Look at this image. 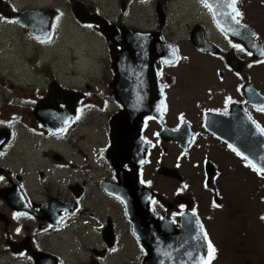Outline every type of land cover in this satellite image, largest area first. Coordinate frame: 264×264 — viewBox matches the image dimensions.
Wrapping results in <instances>:
<instances>
[{
	"label": "flooded vegetation",
	"instance_id": "1",
	"mask_svg": "<svg viewBox=\"0 0 264 264\" xmlns=\"http://www.w3.org/2000/svg\"><path fill=\"white\" fill-rule=\"evenodd\" d=\"M46 1L48 2V0ZM64 1L66 3H64ZM80 1H84V5L89 9V12L100 14L107 19L110 24L118 25L119 22L123 27H126L124 21H126L125 18L129 13L125 11L126 7L123 4L124 0H113V7L112 0H110V3H108V7L110 8L107 10H114L115 12L118 10V14L116 19L109 18V20L107 14L106 17L104 16V5H100L99 0ZM134 1L140 2V5H148L150 8L149 13L151 12L152 15H154V22L152 28L142 25V29H140V26L130 25L128 23L130 27H126L125 30L133 34L158 33L163 42L174 45L179 55L178 60L173 63H164L159 57L151 59L147 50L150 51L151 57H153L156 55V52H153L156 51V47H153V44L151 47L147 40H138V45L141 47V50L137 54L141 59L139 68L141 72H143V75L137 77L133 67L134 70L132 71L131 83L128 87L125 81L126 68L122 66L118 69V85L120 91L115 90L116 93H114V91L111 93L104 87V91H100L98 97L94 94V97L99 99V102L94 101L92 94L88 93V95H86L85 90L80 93L82 90L72 86L71 80L70 91L75 94L74 97L77 96V92L80 93L78 100H72V93H70L68 87H66V93L69 94V98L67 97L66 99L58 96V99L54 100L57 101L56 110L45 107L46 109L42 111L44 114H51L54 120L55 117L53 113L55 111L62 117L58 119L57 125L52 124L53 128L41 122L35 116L34 111L39 103L49 104L54 102L51 101L49 96L52 84H54L58 90H60V87L64 90V85L66 84L60 82L59 85L58 81H50L49 84L47 86L44 85L43 89L38 93V87H40V83H42L46 77H44L45 74L36 77L34 85H30L32 91H34V95L30 94L31 96L26 99V107L32 111V115L28 113V109H24V115H22L24 119L19 123L16 121V125L14 126L16 129L7 126L8 139L4 141V136L0 138L2 139L0 143V166L4 167V169L0 167V177H3V179L0 180V239L3 238L0 243L5 244L3 246L0 245V251H2L3 254L1 256H8L11 260H18L27 264H36L35 256L41 259L40 264H68L72 251H76V249L80 247V253H78V251H76V253H78V257L82 259V251L88 253V247H94V241H96L97 238L99 247H94V249L99 251V254L96 253L98 262L94 261V264H118V261H120V264H143L144 259L148 256V251L144 242L150 243L151 240L158 239L153 234H158L157 232L161 227L168 225L172 228L173 226L178 228L180 226L181 215L190 211L193 212V210H195V216L200 226H203L196 209L191 203L192 200L183 199V197L180 196L170 201L162 195L161 191L156 190L152 183L156 182L160 177L178 179L182 182L184 178L183 174L180 172V162L182 159L189 157L194 149L206 150L199 146L198 142L200 138L207 140V143L209 142L207 148H210L213 141H215L220 147L226 148L229 152H232L233 155L239 157V155L229 147L226 141L220 139L217 134H214L208 129V122H211L214 115L220 122L227 121L228 118L229 122L235 125L238 114L243 112L252 122H255L254 125L256 129L257 124L260 128H264V111L258 110L264 107V56L260 59L252 58V53L250 51L244 49L239 43H236L218 29L212 28L211 25H213V23L211 20L210 26L205 22L207 25L205 29L203 24L200 23L201 26L195 23L188 31V37L185 39V41H191L192 44L187 48L185 46L182 47L181 42H179L180 40L182 41V39H174V37L177 36V32L171 30L169 22L171 15L170 11H168L169 0H156L155 3V0ZM185 1L187 3L199 4L204 9V5L200 0ZM102 2L104 3V0H102ZM239 2L240 0H237V4H240ZM10 3H12L10 0L3 1L2 6H5L7 9H2V7L0 9V11L4 12L6 18H8V14L21 12L25 9L31 11H43L48 9V4L38 5L37 7L38 2H36V0L28 1L20 7H11ZM50 3V9H53L55 12L54 20L60 14V4H64L67 8L69 5L68 0H51ZM124 3H126V1H124ZM156 4H158L157 7ZM148 7H146V11H148ZM158 8L161 10L163 16L168 15V31H165L166 27H162V15L158 16ZM128 9H130L129 3ZM239 12L241 13V11ZM118 15H120V17L124 16V21H121ZM207 15L210 19L208 12ZM246 17H248L247 14ZM237 19L240 21V24L252 28L255 33V40L264 48V32L255 29L250 22H247L246 25L241 19V16L237 17ZM8 20L20 25V22L13 17L8 18ZM198 20L200 19H196L195 22H200ZM164 21H166V19H164ZM154 23H156L155 26ZM79 25L82 26L83 24ZM164 25H166V23H164ZM86 26L87 25H85V27ZM90 30L102 41V35L98 33L97 28L95 29L94 27V29ZM27 34L32 40L42 44L35 35L31 34L29 31ZM192 36L195 40L204 37L219 46L222 51L217 54L202 51L194 45ZM103 38L104 40L102 43L104 49H106L107 39L105 36ZM124 41L126 42L127 38H125ZM226 43L227 45H225ZM234 45H238L239 47H234ZM108 49H110L109 46ZM108 49H106V53H104L102 49V55H106V57L110 56L111 58V63L109 60L110 66L108 67V71H104L106 81L110 83V81H112V75H115V70L113 71L112 68V56H120L122 50H120V46H116L114 47L115 50L112 51V49H110L109 55ZM240 49H243V51ZM228 51L241 62L239 70H236L226 63L225 54ZM249 53H251V55H249ZM128 55L129 53L126 56ZM199 55L208 56L212 58L214 64L216 63V65L212 67L214 80H210L206 93V96L210 98L207 97L202 105L199 104V100L205 91L204 85L206 82L190 90L189 86L183 83L180 75L172 72V69L180 64L186 66L192 63L194 58ZM106 57L101 60V63L104 61L103 66L108 65V63H106ZM135 63H139L138 59L135 60ZM152 63H154L155 67H152L151 70L157 73L155 77H151L152 75L147 72L148 66ZM249 65H251V67ZM260 68H262L261 71L259 70ZM168 69H170V73H168ZM254 69L256 72L260 71V75L259 73L254 75L253 73L252 76L251 72ZM225 73L229 75V81H226ZM42 77H44V79H42ZM40 79H42V81H40ZM204 81H206V75L204 76ZM110 86L113 88L111 83L108 87ZM44 87L46 90H44ZM182 87H184V89H182ZM8 89H10L9 86ZM20 89L22 91V87H20ZM26 91H28V87H26ZM32 91L29 92L32 93ZM42 91H44V93H42ZM188 93H190V97H192V99H190L192 111L188 110L190 109V107H188L190 103L186 105ZM15 95L16 94L12 95L14 101H10V103H13V105H21L22 103V105H24V98L20 95ZM160 95L161 100L164 101V109L161 111L158 110L160 101H157V97ZM24 97H26L25 93ZM81 97L82 99H80ZM90 97H92V99ZM118 97L120 99H118ZM130 98L133 100L137 99L134 100L136 103L133 105H137L140 111L141 108H144V112L140 115L138 113L135 118H133L135 110L130 109L131 111L133 110L132 112L134 113L132 116V114H129V110L126 107V105H130ZM229 98L230 102L226 105V100H229ZM59 99L62 100L60 101ZM108 104H111L110 107H108L110 110L106 108ZM3 106L4 105H2V109H4ZM112 107H114L113 112ZM186 107H188V109H186ZM12 108L14 109V107ZM95 108L102 113L104 112V114L108 113L107 120L104 123L108 125V127H104V142L101 143L99 147L96 145V147H98V152L94 153L93 158L90 155L92 149H89L88 152L86 149L80 147V145H82V139H84V133H82V137L77 138L78 133L80 136L81 131L78 132L76 126L78 124V128L82 127V123H84V119L87 115L88 117L92 115L95 123H98V121H100L98 111H92ZM171 109H176V112L172 113ZM20 111H22V107H20ZM91 111L92 113H90ZM26 113H28V117H26ZM102 113H100V115H102ZM0 115H2L1 109ZM77 116H79V119H76ZM18 117H20V115H18ZM88 117H86V125L88 124ZM181 117H183L182 120ZM118 118H120V121H118ZM44 119L51 123L47 117H44ZM133 120L135 123L132 125L131 122ZM116 121H118L117 126ZM10 125H12V123H10ZM0 129H4V127H0ZM62 129L63 131H61ZM75 129L76 131H74ZM14 131H17L16 135L18 136H14ZM74 133H76V137H74ZM114 133L119 135L120 139L118 142L121 144V147L116 143L115 151L111 153L112 157H110L107 152L111 151V147L114 145ZM69 137L70 141H66ZM72 137H74V143H72ZM78 139H80V145H78ZM88 141H90L89 134ZM48 142L52 148H50ZM70 143H72V151H70ZM47 145L48 153H51L44 157V151H46ZM76 145H78V148H76ZM174 145H176V151H178V149L179 151L178 153H174L173 157L171 153H173L172 150H174ZM62 146L66 150V155L64 151H62ZM82 147H84V145H82ZM86 147H88V145H86ZM11 152L13 155L12 159L6 161V159H8V153ZM68 153H70L69 156ZM115 153H118L117 158L119 159V162L115 163L121 162L120 170H116L114 167L115 165L110 162L113 157L116 159ZM208 153L209 151L206 150L201 154V168H198V172L202 171L204 183L207 181V184H209L210 179L215 175V166L213 161H210L208 158ZM74 154L76 155L75 157ZM5 156L6 159H4L3 162ZM168 156L174 159L172 161L173 165L170 163V165H172L170 170H168ZM78 157L82 160V163L76 161ZM142 161L144 162L142 163ZM151 161L152 174L149 178H146L145 175L147 176L146 172ZM104 163H106V165H104ZM89 165L92 166V171ZM209 165L214 171L212 176H208L207 173L206 168ZM104 167H106V171H108V167H110L111 175L108 173V177L106 176V171H102ZM94 168H102L100 169L101 176L98 175V179H96V173H98V171ZM172 168L174 169L173 172ZM94 171H96V173H94ZM136 172L138 181L145 188L151 190L152 193L148 200L147 209L141 211L139 208L138 210H130L129 213L123 200L108 191L112 184L120 183V186L116 187L117 190L119 191L120 188H123L121 193L126 192L127 195L130 196L125 187L137 182V179L134 178ZM68 174H70V179H72V174H74L75 179H68L67 181L66 177H68ZM50 175H52L54 179H57V181H54V189H52L54 192L50 195L46 193L48 196L44 198V190L50 189V183H52V181H50V183L48 182ZM84 175L88 176L87 179L83 178ZM170 175L172 177H170ZM36 180H38V185H40L41 181V189H36V187H38V185H36ZM60 180L62 183H60ZM90 180H92V185H94V181H96V187L99 189L98 193L94 191L96 187L91 189L92 195L96 193L98 199H100L101 193L102 199L105 198L104 207H106V201L110 200L118 207V211H116V207H110V209L116 211V215L120 217L118 223L114 222L116 221V215H114V213L110 215V217H114L113 221H111L108 213H106L102 219V213H104L102 199H100V205H98V199L90 195V201L94 199V203L98 205V213L102 211L100 215L96 213L97 206L94 205V203L90 204V201H88V189L91 186ZM66 182H68L67 185ZM58 183H60V185H58ZM64 185H66V187H64ZM58 187H60V192L57 190ZM34 189H36V191ZM64 189H66L68 194H66ZM56 191H58L57 194ZM62 191H64V193H62ZM86 201H88V204H86ZM153 201H156V203H153ZM100 207H102V209H100ZM106 209H108V207H106ZM17 213H24L25 215L14 218V214ZM130 214L134 218L146 217L148 219L149 229L147 228V230H145L140 225L142 222L140 220L136 221L139 225L134 224ZM112 227L115 231H113ZM77 228L80 229V231H78ZM172 228H170L169 231H171ZM17 229H20V231L17 232ZM134 229L143 236L142 239L144 242H141L134 232ZM121 233L122 237H120ZM92 234H94V239H92ZM66 241L68 242V246L72 247V251L66 249L68 255L63 256L61 246ZM76 242H78V247H74ZM72 243H74V245H72ZM80 243H84V245L87 243L86 249H84V245L81 247ZM124 245H126V247H124ZM92 247L89 249L90 253H92ZM152 247L154 250L151 249V253L154 254L156 253V248L154 246ZM112 249L116 250L112 251ZM76 253H74V255H76ZM86 253H84V259H86ZM90 253H88L86 264L90 261ZM115 253L116 255H114ZM74 255H72V257H74ZM92 255H94V253H92ZM114 257H116V259H114ZM74 259H76V257H74ZM74 259H72V261H74ZM80 259H76V263L77 260ZM84 259H82V264H84ZM72 261H70V263H72Z\"/></svg>",
	"mask_w": 264,
	"mask_h": 264
},
{
	"label": "rangeland",
	"instance_id": "2",
	"mask_svg": "<svg viewBox=\"0 0 264 264\" xmlns=\"http://www.w3.org/2000/svg\"><path fill=\"white\" fill-rule=\"evenodd\" d=\"M28 1L32 0H13L12 2L14 7H20ZM50 1L51 0H48V2L46 0H36V2H38L37 7L38 5L48 4L47 10L50 11ZM74 1H72V4H70L68 8L64 4H60L59 10L61 12V17L57 16L58 18L54 25V33L48 43L42 44L37 43L29 37L27 34L28 29L25 25L21 22L19 25L8 20L10 17L6 18L4 12L0 11V109L2 113V115H0V127H4V129H0V132L3 130L8 132L7 126L16 129L14 128L16 121L19 123L24 119V117H22V115H24V109H28V107H26V99L31 96L30 94L34 95V91H32L30 85H34L36 77H40L41 74H45L44 77H46V79L42 77L45 82L40 79L43 84L40 83L38 93H40L44 85L47 86L50 81L54 80V82L58 81L59 85L60 82L66 84L64 85V91H62V87H60L62 97L68 95V93H66V87H68V91H70L71 80L72 86L82 90L80 93L85 90L86 95L90 93L92 94V97H94V94L98 97V93L104 91V87L109 92L112 93V91H114V93H116L114 86L118 82V75H112V81H110V83L113 88L111 86L108 87L110 83L106 81L104 75V71H108V67L110 66L109 60L111 63V58L110 56L106 57V55H102V49L104 50V53H106L108 42L110 43V41H106V49H104L102 43L104 36L102 35L101 41L93 34V31L90 30L94 29V25L91 27H88V25L85 27V24L82 26L79 25L78 21H76V17L72 14L74 12L72 11L71 13L70 10L71 6H74ZM78 1L82 3L83 7H85L84 1ZM78 1H76V3H78ZM124 1H126V3H124ZM124 1L123 4L126 7L125 11H128L129 15L126 16V21H124V16L120 17L121 14L118 15V17H120L121 21L126 23V27H130V25H140V29H142V25L146 27L150 25V28H152L154 15H152L151 12L149 13L150 8L148 5H140V2L134 0ZM155 2L156 0L154 3ZM64 3L66 2L64 1ZM108 3H110V0H104V3L102 0H99V4L104 5V16L106 17L107 14L108 20L109 18L116 19L118 10H116V12L114 10H107L110 8L108 7ZM128 3L130 4V9H128ZM168 3V11H170L171 15L169 18L171 30L177 32V36L174 37V39H182V41L180 40L179 42H181L182 47L185 46L187 48L192 44L191 41H185L188 37V31L195 23H201L204 25V29L207 28L208 24L206 25L205 22L206 20L209 21V18L205 11L196 7V3H187L185 0H169ZM239 3V11L242 13L241 19L244 23L247 24V22H250L255 29L264 32V0H240ZM2 5L3 4L0 3V9L1 7L2 9H7ZM113 6L114 4L112 0V7ZM157 6L158 4H156V7ZM146 7H148V11H146ZM52 12H54L53 9ZM86 12L87 15L91 13L87 8ZM246 14L248 17H246ZM167 16L168 15H162V27H166L165 31H168ZM164 19H166V21H164ZM196 19H200L198 20L200 22H195ZM101 20L103 21L104 19ZM128 23L130 25H128ZM164 23H166V25H164ZM155 24L156 23H154V26ZM99 25L98 33H100ZM126 27H122V24L119 22L118 25H116V29H118V31L122 29V33L124 34V29H126ZM112 29H114V25H112ZM112 29L110 31H112ZM116 29H114V31H116ZM147 36L149 37L150 35ZM124 40L125 38L122 39V43H120V50H123L125 47ZM156 43L160 45L162 41L158 39ZM114 47L115 43L112 36V45H110V49L113 51L115 50ZM110 49H108L109 55ZM168 49H170V47H168ZM172 49H170V51H172ZM158 53H160V51ZM104 57H106V63H108V65L103 66L104 61L101 63V60L104 59ZM158 57H162V53H160ZM164 59H166V57H164ZM164 59H162V61H164ZM215 65L216 63L214 64L212 58L205 55H199L194 58L192 63L186 66L180 64L172 69V72L180 75L181 80L189 86L190 90L206 82L204 85L205 91L199 100V104L202 105L204 100L209 97L206 96V93L210 80H214L212 67ZM152 67H155L154 63L150 64L148 69H152ZM259 70L261 71L262 68ZM260 71L256 72L254 69L251 72V75L253 76V73L254 75L256 73H259L260 75ZM168 73H170V69H168ZM205 75L206 81H204ZM155 76L156 75H152L151 77ZM225 77L226 81L230 80L227 73H225ZM8 86L10 89H8ZM20 87H22V91ZM26 87H28V91H26ZM182 89H184V87H182ZM44 90H46L45 87ZM29 91H32V93ZM24 93L26 94V97H24ZM42 93H44V91H42ZM70 93L72 92L70 91ZM14 94H16L15 96L20 95L24 98V105H22V103L21 105H13V103H10V101H14V97H12ZM74 95L75 94L72 93V100H78V97H74ZM92 97L90 98L92 99ZM96 97H94V101L99 102V99H96ZM80 99H82V97ZM118 99L120 98L118 97ZM190 99H192V97H190V93H188L186 105L190 103ZM2 105H4V109H2ZM110 105L111 104H108L106 108L108 109ZM12 107H14V109ZM20 107H22V111H20ZM188 107H190V109H188ZM188 107H186V109L192 111V103H190ZM113 108L114 107H112V112ZM171 110L172 113L176 112V109ZM92 111H98L100 121L95 123L94 117H92V115L88 117L87 115L88 124L86 125L85 117L82 127L78 128L77 124L76 129L78 132L81 131L80 136L78 133L77 138L82 137V133H84V139H82V145H84V147L80 145V139H78V145H80L81 148L86 149L88 152L89 149H92L90 155L94 158V153L98 152V147L104 142V127H108V125L104 123L107 120L108 113L104 114V112L102 113L96 108ZM92 111L90 113H92ZM28 113L32 115L30 109H28ZM28 113H26V117H28ZM100 113H102V115H100ZM18 115H20V117H18ZM118 121H120V118H118ZM118 121H116V126L118 125ZM10 123H12V125H10ZM133 123L134 121L131 122L132 125ZM76 129L74 131H76ZM16 133L17 131H14L15 137L18 136ZM88 134L91 143L88 141ZM74 137H76V133H74ZM74 137H72V143H74ZM1 140L2 139H0V143L2 142ZM66 141H70V137ZM72 143H70V151H72ZM208 143L204 138H200L198 142L202 149L209 151L207 156L210 161H213L215 166V175L210 179L207 186L204 184L202 171L198 172V168H201V154L206 150L203 151L197 149H194L189 157L183 158L180 162V172L184 176L182 182L178 179L160 177L156 182L152 183V185L156 190L161 191L162 195L170 201L175 200L180 196H182L183 199L192 200L191 203L201 219L208 240L216 249L215 259L211 261V264H264V220L261 219V217L264 216V175H258V173H256L246 161L236 157L226 148L220 147L215 141H213L210 148H207ZM48 145H50L49 142ZM48 145L46 146V151H44L43 147L44 157L51 153H48ZM78 145H76V148H78ZM86 145H88V147H86ZM96 145H98V147H96ZM50 148H52L51 145ZM62 151H64V154L66 155V150L63 146ZM178 151H176V145H174V150H172L173 153H171L172 156L174 157V153H178ZM69 155L70 153H68V156ZM75 156L76 155L74 154V157ZM12 157V152L8 153V159H6L5 156L3 162L4 159L10 161ZM117 157L118 153L116 154V159ZM167 160L169 166L168 170H170L174 159L168 156ZM76 161L82 163V160L79 157ZM170 163H172V165H170ZM104 165H106V163H104ZM0 167L4 169L3 166ZM89 167L92 171V166L89 165ZM100 169L102 168L96 169L98 173L94 171V173H96V179H98V175H100ZM173 170L174 169L172 168V172ZM102 171H106V167H104ZM108 173H110V167H108V171H106L107 177ZM146 173L147 176L145 175V177L149 178L152 174V161L148 166ZM87 177L88 176L85 175L83 176L85 179H87ZM170 177L172 176L170 175ZM68 179H70V174L66 177L67 181ZM74 179V174H72V179L70 180ZM50 181H52V183H50ZM54 181H57V179H54V177L50 175L48 179L50 189L44 190V198L54 192L52 191V189H54ZM60 183H62L61 180ZM60 183H58V185H60ZM67 184L68 182H66V185ZM36 185H38V180H36ZM40 185H38L36 189H41ZM66 185H64V187H66ZM90 185L91 186L88 189V201H90V195H92L91 189L96 187V181H94V185H92V180H90ZM185 185H187V187H185ZM36 189L34 190L36 191ZM57 190L60 192V187H58ZM58 191H56V194ZM64 191H66V189H64ZM64 191H62V193H64ZM94 191L98 193L99 189L96 187ZM46 193H48V195H46ZM96 193H94L92 197L98 199ZM66 194H68L67 191ZM100 199H102L101 193ZM100 199H98V205H100ZM104 199H102V207H104ZM88 201H86V204H88ZM214 202L220 205V207H213ZM92 203H94V199L90 201V204ZM94 205H96V203H94ZM98 205H96V213H98ZM102 207H100V209H102ZM106 207H108V209H106ZM106 207H104V213L100 211V213H102V219L106 213H108L109 217L112 213L116 215L118 207H116L111 200L106 201ZM110 207H116V211H112ZM100 213L98 214L100 215ZM110 219L113 221L114 217H110ZM118 219H120V217L116 215V221L114 222L118 223ZM112 229L115 231L113 227ZM78 231H80V229H78ZM120 237H122V233ZM2 239H0V241H2ZM92 239H94V234H92ZM0 245L3 246L5 244L0 243ZM72 245H74V243H72ZM80 245L82 247L84 243H80ZM86 245L88 244L86 243ZM86 245H84V249H86ZM61 247L63 256L68 255L66 249L72 251V247L68 246L67 241ZM74 247H78V242H76ZM90 247H88V253H90ZM94 247H99L97 238L96 241H94ZM94 247H92V253H94V255L90 253V261H88V264H94V261L98 262V259H96V253L99 254V251L94 249ZM124 247H126V245H124ZM76 251L80 253V247H78ZM76 251H72V255H74ZM78 253L74 255L76 259H80ZM84 253H86V251H82V259H84ZM88 253H86V259H88ZM1 255H3L2 251H0V264H27L18 260H11L8 256L3 257ZM72 255H70V261L74 259ZM114 255H116V253ZM76 259H74L72 263H76ZM82 259L77 260L76 264H82ZM86 259H84V264H86ZM114 259H116V257H114ZM70 261H68V264H72ZM118 264H120V261H118Z\"/></svg>",
	"mask_w": 264,
	"mask_h": 264
},
{
	"label": "water",
	"instance_id": "3",
	"mask_svg": "<svg viewBox=\"0 0 264 264\" xmlns=\"http://www.w3.org/2000/svg\"><path fill=\"white\" fill-rule=\"evenodd\" d=\"M72 1L74 0H70L71 4ZM76 1H74V6L73 7L71 6V11L74 12L73 15L81 23H94V24L99 23L100 25L99 24L98 25L100 26L101 34L103 36L104 35L106 36L107 41H110V43L108 42L109 46L112 45V36L115 45L117 43H122L121 41H119V39L122 40L128 36H133V34H131L130 32H125L124 34L120 30L113 31L112 26L107 25V23L104 20L103 21L101 20L103 19L102 17L98 16L97 14H91V13L87 15L86 9L82 6V3H80L79 1L78 3H76ZM202 1H204L206 4L211 6V8L209 9L212 13V17L214 21L217 24V26L220 27L224 32H226L229 35H232L234 38L244 43L251 40L252 35H254L251 29H249L248 27H243L240 24H236L232 20L231 16L228 15V13H232V9L228 7L230 0H202ZM53 14L54 12H52L51 9L50 11L45 10L41 12L23 10L18 13L9 14V16L15 17L19 22H21L23 25L26 26V28L31 34L35 35L36 37L46 38L50 32V26H51ZM111 29L112 31H110ZM192 40L194 44H198L199 47L202 49L209 48V46L207 45L201 47V45H204L202 42L205 43L203 37L200 38L199 40H195V38L192 36ZM152 41L153 40L151 39V42ZM124 43H125V47L122 50V52H124L123 54L124 56H122L121 54H120L121 56L119 57L112 56L113 59L112 67L116 71L115 74L119 76L118 69L120 68V65L121 67L123 66L126 68V63H127V67L129 66L130 78L132 77L133 67L135 69V75L137 77L142 76L143 72H141L139 68L140 67L139 65L141 64V59L140 56L137 54L141 50V47L137 46V42H135L134 44L129 42V44L127 45L126 42ZM254 47H259V46H254ZM128 53L129 55L126 56ZM136 59H138L139 62L138 64L135 63ZM125 60H127L128 62H126L123 65ZM167 60L173 61L174 58ZM127 80L130 79H127L126 76V81ZM127 85L129 86L130 83L127 82ZM62 91L58 90L56 86L52 84L49 92L51 101L53 102L54 100H57L58 96L62 97ZM67 97L69 98V94L64 95V97L62 98L67 99ZM59 100L61 101L62 99ZM56 102L57 101H54L53 103H49V104L39 103L37 105V108L35 110V116L46 126L52 127V124L57 125L58 119L62 118L56 111L53 113L55 120L53 119L51 114L42 113V111L45 110L46 108L56 110L57 109ZM44 117H47L51 123L46 121ZM208 129L214 134H217V136L220 139L226 141L229 145L232 146V148L236 149V152H239L241 157L243 158L247 157L246 160L251 161V163L255 165L256 168H264V135L260 134V132L255 128L254 123L249 119L247 115H245V113L242 112L238 114L235 125L233 123H230L228 118L227 121L220 122L215 118L214 115L212 117L211 122H208ZM4 131L5 130L0 132V138L2 136H5L4 141H6L8 139V136H7V132L5 131L4 133ZM113 136H114L113 139L114 145L111 147V151L107 152V154L110 157H112L111 153L115 151L116 143L118 144V146L121 147V144L118 142L120 139L119 135L114 133ZM118 160H119L118 158L114 159V157L113 159L110 160V162L113 165H115L114 167L116 170H120L121 162L117 164L115 163V162H119ZM206 169L208 175L211 176L213 172V168L209 165L207 166ZM134 178L137 179V172L134 175ZM119 186L120 183L112 184L108 192L117 196L118 198H121L129 213L130 210H138L140 208L141 211H144L145 209H147L148 200L152 191L145 188L142 184H140L138 179L136 183H133L125 187L130 196H128L126 192L121 193V190L123 188H120V190L118 191L116 187ZM131 218L134 224L139 225V223L136 221L140 220L142 221L140 225L145 230H147V228L149 229L148 219L146 217L134 218L131 216ZM170 228L172 227L168 225L161 227L157 232L158 234H153L158 239L161 240L154 239L151 240L150 243H145L142 239L143 236L139 232H137L136 229H134V232L139 237L141 242H144L146 249L148 251V256L144 259L143 264H200L201 258L206 257L207 245L203 233L200 231V226L197 223L196 217L192 215V213L190 212L186 214H182L180 217V226L178 228H175L173 226L171 231H169ZM151 245L156 248L155 250L156 253L154 254L151 253V249L154 250V248ZM34 258L36 264L41 263V259H38V257L36 256Z\"/></svg>",
	"mask_w": 264,
	"mask_h": 264
},
{
	"label": "snow or ice",
	"instance_id": "4",
	"mask_svg": "<svg viewBox=\"0 0 264 264\" xmlns=\"http://www.w3.org/2000/svg\"><path fill=\"white\" fill-rule=\"evenodd\" d=\"M236 3H237V0H230V3L228 4V7L232 9V13H228V15L231 16L232 20H233L236 24H239L240 21L237 19V17L242 16V13H240V12L236 9V7H235ZM205 6L211 8V6L208 5V4H205ZM233 13H234V14H233ZM53 26H54V25H53ZM88 27H91V25H88ZM37 39H39L41 43H48V42L50 41V37H46V38H44V39H40L39 37H37ZM234 47H239V46H238V45H234ZM240 50L243 51V49H240ZM262 54H264V53H262ZM249 55H251V53H249ZM164 63H171V61H167V60H165ZM249 66L251 67V65H249ZM229 102H230V98H229V100H226V105H227V103H229ZM163 109H164V101L161 100V102H160V106L158 107V110H163ZM258 110H259V111H264V107H261V108H259ZM76 119H79V116H77ZM182 119H183V117H181V120H182ZM253 123H255V122H253ZM256 127H257V130L260 132V134L264 135V128H260V126H259L258 124L256 125ZM61 131H63V129H62ZM229 147L231 148L232 146L229 145ZM232 150H233V151H236V149H234V148H233ZM236 154H237V155H240L239 152H237ZM244 158L247 159V157H244ZM143 162H144V161H142V163H143ZM249 165H250L251 167H253V169H254L255 171H257L258 174H264V168H256V166L253 165V164L251 163V161H249ZM2 179H3V177H0V180H2ZM206 186H207V185H206ZM185 187H187V185H185ZM153 203H156V201H153ZM213 207H220V205H218V204H216V203L214 202V203H213ZM195 214H196V213H195V210H193L192 215H195ZM20 215H25V214H24V213H17V214H14V218H18ZM261 219L264 220V216H262ZM197 223H199L198 220H197ZM19 231H20V229H17V232H19ZM200 231L203 233L204 239H205V240H208L207 233H204V232H203V226H202V225H201ZM115 250H116V249H112V251H115ZM215 254H216V249H215V247L212 245V243H211L210 241H208V244H207V256H206L205 258H201L200 264H211V261H212L213 259H215Z\"/></svg>",
	"mask_w": 264,
	"mask_h": 264
},
{
	"label": "bare ground",
	"instance_id": "5",
	"mask_svg": "<svg viewBox=\"0 0 264 264\" xmlns=\"http://www.w3.org/2000/svg\"><path fill=\"white\" fill-rule=\"evenodd\" d=\"M90 24V23H89ZM171 45H173V44H171ZM116 46V45H115ZM174 46V45H173ZM152 47V46H151ZM153 47H156V44L154 43L153 44ZM154 50V49H153ZM156 51H157V49H156ZM156 51H153V52H156ZM86 74V73H85Z\"/></svg>",
	"mask_w": 264,
	"mask_h": 264
}]
</instances>
